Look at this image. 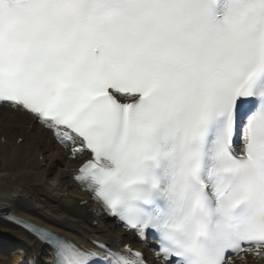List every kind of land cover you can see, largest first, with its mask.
<instances>
[{"label":"snow or ice","instance_id":"obj_1","mask_svg":"<svg viewBox=\"0 0 264 264\" xmlns=\"http://www.w3.org/2000/svg\"><path fill=\"white\" fill-rule=\"evenodd\" d=\"M0 105L161 264L264 253V0H0ZM8 212L53 264H148Z\"/></svg>","mask_w":264,"mask_h":264},{"label":"bare ground","instance_id":"obj_2","mask_svg":"<svg viewBox=\"0 0 264 264\" xmlns=\"http://www.w3.org/2000/svg\"><path fill=\"white\" fill-rule=\"evenodd\" d=\"M0 117L3 118L0 124H6L2 132L8 129V125L17 124L40 135L39 142H32L31 136L21 132L22 141L18 143L17 139L11 141L9 134H3L5 141L0 142L3 161V165H0V208L12 209L16 216L57 232L86 248L92 247V240H102L108 244L117 242L107 229L109 219L74 179L84 157L73 158L63 146V151L69 157L64 163L65 176L62 174L63 179L57 185H51L48 177L54 172L51 173L47 165L42 164L44 160L41 162L38 159V156H44L41 153V140L51 132L9 106L0 105ZM116 231L118 229L112 230ZM119 243L124 244L122 241ZM242 255L244 259L235 257L233 264L264 262V253L259 256L254 253ZM53 259L51 249L34 236L0 219V264H25L26 260L52 264ZM152 262L155 264V261Z\"/></svg>","mask_w":264,"mask_h":264},{"label":"rangeland","instance_id":"obj_3","mask_svg":"<svg viewBox=\"0 0 264 264\" xmlns=\"http://www.w3.org/2000/svg\"><path fill=\"white\" fill-rule=\"evenodd\" d=\"M1 119H3V118L0 117V121H2ZM14 122L16 123L17 121L14 120ZM10 125H8L9 126L8 129L7 128L5 129L6 133H5V130L3 131L4 132L3 133L2 128L4 126H3V124H0V133H1L0 134V141H3V139H4L2 137L3 134L4 135L9 134L11 137L10 138L11 141L14 142L16 140V138H19L22 135L21 132H23V133H27V135L31 136L32 142H39V136L40 135L35 133V132H32L33 130H26L24 127H22L21 125H17V124H10ZM50 136L51 135L45 136L41 140V145H43L42 146L43 149H42L41 153L44 155V161H45V164L47 165L49 171L51 173L54 172L52 175H50V177H48V182L51 185H57L63 179V175L65 174L64 163L67 159L69 160V157H68V154L63 151V148H60L59 147L60 145L58 143H55V140L53 138H51ZM41 160H42V158L40 157V161ZM48 164H49V166H48ZM0 165H3V161H2L1 156H0ZM117 228H118V231L113 232V234H112V230L117 229ZM107 229L114 237H122L123 236L122 235L124 233L123 229L118 225H116V228H115V225H113L110 221L107 222ZM148 253L153 254V252L150 250ZM151 258H153V255L151 256ZM152 260L155 261V264L159 263L158 261H156L154 259H152Z\"/></svg>","mask_w":264,"mask_h":264}]
</instances>
